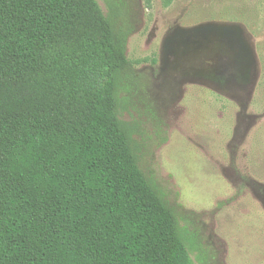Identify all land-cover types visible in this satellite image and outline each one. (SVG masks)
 <instances>
[{
  "label": "trees",
  "instance_id": "obj_1",
  "mask_svg": "<svg viewBox=\"0 0 264 264\" xmlns=\"http://www.w3.org/2000/svg\"><path fill=\"white\" fill-rule=\"evenodd\" d=\"M128 37L96 0H0V264H193L121 118Z\"/></svg>",
  "mask_w": 264,
  "mask_h": 264
},
{
  "label": "rangeland",
  "instance_id": "obj_2",
  "mask_svg": "<svg viewBox=\"0 0 264 264\" xmlns=\"http://www.w3.org/2000/svg\"><path fill=\"white\" fill-rule=\"evenodd\" d=\"M129 34L122 120L193 264H264V0H96Z\"/></svg>",
  "mask_w": 264,
  "mask_h": 264
}]
</instances>
